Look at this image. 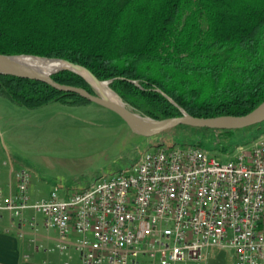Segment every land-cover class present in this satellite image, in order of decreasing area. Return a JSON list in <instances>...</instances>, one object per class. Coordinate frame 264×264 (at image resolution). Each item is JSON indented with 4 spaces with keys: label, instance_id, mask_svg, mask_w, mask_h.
I'll list each match as a JSON object with an SVG mask.
<instances>
[{
    "label": "trees",
    "instance_id": "trees-1",
    "mask_svg": "<svg viewBox=\"0 0 264 264\" xmlns=\"http://www.w3.org/2000/svg\"><path fill=\"white\" fill-rule=\"evenodd\" d=\"M0 53L80 64L153 118L243 115L264 101V0H0ZM52 78L95 92L70 70ZM0 96L27 108L90 103L4 74Z\"/></svg>",
    "mask_w": 264,
    "mask_h": 264
},
{
    "label": "built area",
    "instance_id": "built-area-1",
    "mask_svg": "<svg viewBox=\"0 0 264 264\" xmlns=\"http://www.w3.org/2000/svg\"><path fill=\"white\" fill-rule=\"evenodd\" d=\"M224 154L151 141L120 169L84 186L56 183L36 200L31 170L19 168L14 191L0 183V215L40 213L56 248L81 264H192L211 248L233 264H264V138Z\"/></svg>",
    "mask_w": 264,
    "mask_h": 264
},
{
    "label": "rangeland",
    "instance_id": "rangeland-1",
    "mask_svg": "<svg viewBox=\"0 0 264 264\" xmlns=\"http://www.w3.org/2000/svg\"><path fill=\"white\" fill-rule=\"evenodd\" d=\"M0 98L13 106L9 110V105L0 102V113L7 112L12 121L5 136L9 147L15 148L12 156L16 160L24 156L32 176H42L48 183L47 192L59 182L68 187L84 186L102 174L114 172L148 148L151 141L201 144L226 161L229 158L219 150L222 146L232 150L264 138V123L232 131L182 125L147 137L131 131L118 114L94 102L88 103L91 109L71 111L52 102L41 106L39 115L34 110L40 107L27 108ZM3 119L6 116L0 117V125Z\"/></svg>",
    "mask_w": 264,
    "mask_h": 264
},
{
    "label": "crops",
    "instance_id": "crops-1",
    "mask_svg": "<svg viewBox=\"0 0 264 264\" xmlns=\"http://www.w3.org/2000/svg\"><path fill=\"white\" fill-rule=\"evenodd\" d=\"M2 99L4 98H0V102L9 105V110L12 109L13 106ZM55 103L60 104L57 107H64L61 109L68 111L73 108L91 109L89 104L68 105L61 102ZM34 111L39 112V115L42 112L41 107ZM5 116L6 119H3V124L0 125V183L6 192H9L16 189L15 170L27 168V166L24 156H21L18 160L12 156V150H15V148L9 147L5 139L12 121L9 120L10 116L8 117L7 112L0 113L1 119ZM44 183L45 179L42 176L41 179L38 176H32L30 183L32 200L48 195L52 187L47 192L48 183ZM74 237H76V234L72 233L71 238ZM58 241V232L53 228H47L43 223V216L30 208L24 211L22 222L13 220L7 213L0 215V264H81L78 256L72 251L68 253L60 252L56 248ZM192 264H233V260L229 252L211 248L205 261Z\"/></svg>",
    "mask_w": 264,
    "mask_h": 264
},
{
    "label": "water",
    "instance_id": "water-1",
    "mask_svg": "<svg viewBox=\"0 0 264 264\" xmlns=\"http://www.w3.org/2000/svg\"><path fill=\"white\" fill-rule=\"evenodd\" d=\"M27 58V60H25ZM58 61L66 65L54 70H46L48 62ZM70 70L81 75L94 89L89 92L81 86L62 84L52 78L54 73ZM0 74L39 80L60 91L76 93L90 102L97 103L118 114L129 128L142 136H155L169 131L177 126H190L214 130H242L264 123V101L250 112L243 115H219L214 117H197L185 111L180 116L163 119L143 115L127 104L108 87V81L99 80L86 67L69 60L56 57H45L32 54H3L0 53ZM86 74L88 78L84 75ZM94 82V83H93Z\"/></svg>",
    "mask_w": 264,
    "mask_h": 264
},
{
    "label": "bare ground",
    "instance_id": "bare-ground-1",
    "mask_svg": "<svg viewBox=\"0 0 264 264\" xmlns=\"http://www.w3.org/2000/svg\"><path fill=\"white\" fill-rule=\"evenodd\" d=\"M25 60H27V58H25ZM66 65L65 63L63 62H58V61H51V62H48L45 66V69L46 70H54L56 68H58L59 66H64ZM87 78L88 76L86 74H84ZM89 79V78H88ZM94 83V82H93ZM199 145V144H198Z\"/></svg>",
    "mask_w": 264,
    "mask_h": 264
}]
</instances>
